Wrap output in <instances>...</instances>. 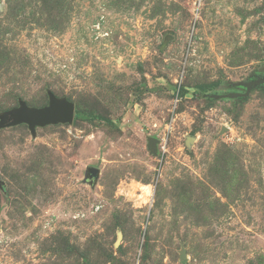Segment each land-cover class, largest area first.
<instances>
[{
	"label": "rangeland",
	"instance_id": "374dc122",
	"mask_svg": "<svg viewBox=\"0 0 264 264\" xmlns=\"http://www.w3.org/2000/svg\"><path fill=\"white\" fill-rule=\"evenodd\" d=\"M260 78L264 0H0V114L90 116L0 128V264H264Z\"/></svg>",
	"mask_w": 264,
	"mask_h": 264
},
{
	"label": "water",
	"instance_id": "95a60500",
	"mask_svg": "<svg viewBox=\"0 0 264 264\" xmlns=\"http://www.w3.org/2000/svg\"><path fill=\"white\" fill-rule=\"evenodd\" d=\"M264 82V78H260L255 81ZM75 104L73 102L59 99L55 95L50 94V104L44 107H30L26 103L15 109L9 110L0 114V128L17 124L20 122L29 123L31 128L36 125H45L48 123L58 122H72L75 116ZM158 139L151 138L150 145L152 148L156 147ZM90 177L92 180H96L99 174V169L96 167H90ZM3 181L0 180V186Z\"/></svg>",
	"mask_w": 264,
	"mask_h": 264
},
{
	"label": "trees",
	"instance_id": "16d2710c",
	"mask_svg": "<svg viewBox=\"0 0 264 264\" xmlns=\"http://www.w3.org/2000/svg\"><path fill=\"white\" fill-rule=\"evenodd\" d=\"M75 118H90L89 115H86L85 113H83L81 110H76L75 111Z\"/></svg>",
	"mask_w": 264,
	"mask_h": 264
},
{
	"label": "bare ground",
	"instance_id": "6f19581e",
	"mask_svg": "<svg viewBox=\"0 0 264 264\" xmlns=\"http://www.w3.org/2000/svg\"><path fill=\"white\" fill-rule=\"evenodd\" d=\"M147 188V187H146ZM147 202V201H146Z\"/></svg>",
	"mask_w": 264,
	"mask_h": 264
}]
</instances>
